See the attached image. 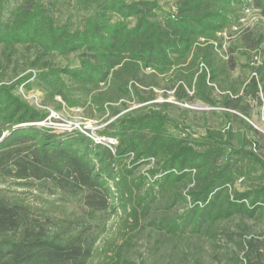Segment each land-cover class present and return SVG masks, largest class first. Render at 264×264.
I'll list each match as a JSON object with an SVG mask.
<instances>
[{
    "label": "trees",
    "instance_id": "1",
    "mask_svg": "<svg viewBox=\"0 0 264 264\" xmlns=\"http://www.w3.org/2000/svg\"><path fill=\"white\" fill-rule=\"evenodd\" d=\"M12 1L0 0V47L36 49L33 64L50 99L76 107L82 102L73 91L89 95L107 85L113 95L98 91L91 101L117 114L107 103L148 101L165 77L180 102L227 109L229 127L198 133L149 109L119 118L108 134L117 144H101L79 129L39 126L49 112L17 94L16 84L0 86V264H90L103 217L116 211L138 226L158 206L161 216L152 223L173 239L214 236L234 218L264 225L263 136L242 120L258 138L244 137L236 147L231 127L233 111L251 118L249 100L264 107V62L251 66L248 80L216 94L223 35L242 27L247 9L264 14V0H177L166 13L159 0H76L79 21L73 13L58 18L63 0ZM51 54H75L79 65L51 66ZM29 79L18 84L31 90ZM142 87H151L148 96ZM177 206L183 212L172 214ZM239 235L242 256H231L233 264H264V238ZM123 260L119 248L104 264Z\"/></svg>",
    "mask_w": 264,
    "mask_h": 264
},
{
    "label": "rangeland",
    "instance_id": "2",
    "mask_svg": "<svg viewBox=\"0 0 264 264\" xmlns=\"http://www.w3.org/2000/svg\"><path fill=\"white\" fill-rule=\"evenodd\" d=\"M176 1L159 0L160 12L166 13L174 10ZM14 2L13 0L12 4ZM55 10L60 20L66 18L70 13L76 15L77 21L80 20L79 13L76 12V0H63L56 5ZM244 18L242 27L223 35V47L219 50V56L216 57V64L220 73V83L216 89L217 96L225 94L227 91L223 92L222 90L230 87L232 83L248 80L253 74L251 66H258L264 62V14L257 8H251L245 11ZM247 34H250L251 39L246 38ZM234 47L235 50L233 51L232 48ZM37 54L34 48L16 46L9 49L1 46L0 86L16 84L15 92L36 108L48 111V118L52 116V120L55 122L60 121L71 124L79 130H87L95 138H100L102 134H105V138L109 141L112 137L108 134L114 131L119 118L139 115L149 111V109L159 110L175 123L189 126L198 133H204L207 128L226 130L229 127L222 116L225 111H228L227 109L219 106L214 107L200 100L180 102L174 96V90L170 89V83L165 77L158 78L159 86L152 88L154 95L148 101L140 102L135 97L122 98L116 102L107 103L108 107L118 110L117 114H113V110L109 108L106 112L99 111L91 101V97L98 91L108 92L107 97L112 96L113 93L107 85H101L99 90L92 91L89 95L82 94L79 90L73 91V96L80 98L82 105L68 107L60 97H56L54 100L50 99L43 89L37 78L39 70L33 64ZM231 54L234 57L235 68H231V59L228 56ZM47 60L54 67H76L79 65L78 57L75 54L69 56L51 54ZM29 76L32 83L31 90H27L22 83L18 84L22 79ZM66 81L69 82L67 79ZM150 88L142 87L144 89L142 94L148 96ZM261 96H263L262 93ZM249 103L252 105L251 118L233 111L238 115V118H232L231 127L236 134L233 144L240 147L245 138L248 140L258 138L248 126H245L242 121L245 120L246 124L256 128L261 133L264 147V107L251 100ZM171 127L173 128V125ZM262 152H264V148ZM145 169L142 167L140 170L143 172ZM246 185L241 183L237 187L243 190ZM27 197L30 201H36L29 193ZM74 209V206H68L66 213L72 214ZM182 212L183 209L179 206L171 211L172 214H181ZM150 213V216L143 218L138 226H135L132 220L121 211L110 212L109 215L105 214L103 217L105 231L94 247V255L90 264H104L112 256L115 257L119 248H122L123 264H139L140 262H145V264H233L230 259L231 256H242L235 240L240 239L239 234L245 233L247 237L264 238V225L260 222L234 218L223 222L217 228L214 236L186 234L183 239H173L157 230L152 223L155 218L161 216L160 208L154 206ZM229 232L238 235L233 236L235 239L232 240ZM260 233H262L261 236H259Z\"/></svg>",
    "mask_w": 264,
    "mask_h": 264
},
{
    "label": "built area",
    "instance_id": "3",
    "mask_svg": "<svg viewBox=\"0 0 264 264\" xmlns=\"http://www.w3.org/2000/svg\"><path fill=\"white\" fill-rule=\"evenodd\" d=\"M248 10V9H247ZM245 16V15H244ZM244 16L241 18L240 22L244 23ZM233 30H238L237 27H234ZM48 120H50L48 122ZM39 126H43V127H49V128H57V129H77L76 127L72 126L71 124H65L64 122H60V121H53L52 120V116L50 118L45 119L42 122L37 123ZM81 131L85 132L86 134H88L92 139H94L97 143H101V144H117V140L112 138L109 141L104 137L101 136L100 138H95L92 135H90V133L87 130H82ZM104 139V140H102Z\"/></svg>",
    "mask_w": 264,
    "mask_h": 264
}]
</instances>
